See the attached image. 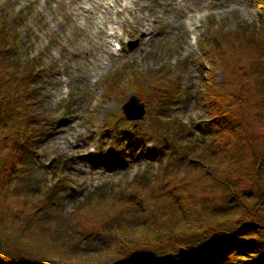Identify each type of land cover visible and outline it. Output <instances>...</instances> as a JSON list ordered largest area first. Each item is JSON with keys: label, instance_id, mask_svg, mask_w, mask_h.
<instances>
[{"label": "rangeland", "instance_id": "rangeland-1", "mask_svg": "<svg viewBox=\"0 0 264 264\" xmlns=\"http://www.w3.org/2000/svg\"><path fill=\"white\" fill-rule=\"evenodd\" d=\"M141 7L148 26L137 32L131 20ZM131 9L129 3L112 0H0V75L8 70L11 79H3L19 90L17 82L22 81L35 89L38 94L27 101V107L49 124L40 147L34 150L40 190L34 198L40 200V193L51 189L50 185L60 188L54 199L59 205L54 207L62 225H72L67 244L72 245L77 237L79 247L87 252L66 256L53 247L48 253L64 257L69 264H96V250L112 239L106 221L112 217H105L120 214L118 208H126V201L142 199L147 204V193L127 192L133 181L149 175L155 182L157 175L161 187L174 176V168H163L185 153L188 142L193 146L199 126L210 117L201 96L204 88H211L212 78L214 90L225 82L228 106L234 96L251 98L257 93L247 66L251 48L240 36L241 27L250 40L252 33L263 31L264 0H138L135 10ZM207 46L210 50L204 57ZM211 48L218 50L216 60ZM128 70L140 76V90L134 85L137 76L124 74ZM131 96L143 104L145 114L139 121L126 120L121 109ZM252 109L248 106L243 114L237 109L230 112L244 138H253L264 151V114L256 119L258 114ZM181 125L185 137L176 138ZM137 135L144 139V153L137 147ZM112 141L125 150L122 169L108 161L115 155ZM163 145L173 150L167 158L155 163L145 156L152 152L148 147ZM246 163L239 161L236 173ZM180 177H175L173 186L179 196L192 198L186 205L196 214L204 202L210 206L223 203L221 190L183 187ZM196 178L187 176L185 181L192 184ZM250 185L243 181L240 189L252 191ZM156 187L151 185L154 191ZM132 194L135 199L128 198ZM9 201L14 209L16 200ZM92 207L97 210L88 215ZM106 258L108 263L114 260L111 255Z\"/></svg>", "mask_w": 264, "mask_h": 264}, {"label": "trees", "instance_id": "trees-1", "mask_svg": "<svg viewBox=\"0 0 264 264\" xmlns=\"http://www.w3.org/2000/svg\"><path fill=\"white\" fill-rule=\"evenodd\" d=\"M241 31L242 42L251 48L247 66L257 93L251 98L234 96L232 105L228 106L223 94L225 82L214 90L216 84L211 79V88H204L201 96L205 113L210 117L199 126L197 140L192 141L191 147L188 142L183 147L185 153L180 152L173 165L170 162L163 168H174V176L167 178L161 187L157 175L153 177L155 182L149 175L133 181L127 192H136L138 196L147 193V204L144 205L142 199L126 201V208H118L120 214L105 217H112L106 220L112 239L102 247L104 249L96 250V264L139 263L176 253L190 245L198 247L206 243V249L189 264H264V151L253 138H244L242 127L235 124L230 112L237 109L243 114L251 106L258 114L256 119L264 114V27L263 31L252 33V40L247 37V31L244 33L243 27ZM209 50L207 46L204 57ZM211 51L216 60L218 50L211 48ZM218 63L223 65L225 61ZM131 72L128 70L124 74L137 76ZM8 73L6 70L0 75V264H69L64 257L48 254L55 247L58 254L87 255L84 247H79V238L73 239V246L67 244L72 225H62L60 214L54 207L59 205L54 199L60 188L50 185L51 189L40 193V200L34 198L40 191L35 177L37 171L33 161L37 156L34 150L40 147L49 124L43 115L34 113L33 107H27V101L36 96L37 91L28 89L24 81L17 82L22 88L19 90L16 84L3 79H11ZM138 76L134 83L137 91L142 85ZM211 93L213 95L209 96ZM182 129L183 126H179L180 136L176 138L185 137ZM137 136V147L143 152L146 147L144 139ZM117 141H121L120 136ZM169 147L152 146L148 148L152 152L147 151L145 156L158 163V159L167 158L173 152ZM112 150L115 155L112 160L108 158L109 163L122 169L126 164L125 150L119 145L113 146V141ZM187 156H191L190 161L184 160ZM244 160L248 163L236 173L239 161ZM179 174L180 186H193L200 192L221 190L223 203L210 206L204 202L198 214L188 209L186 203L190 204L192 198L179 196L173 186ZM187 176L190 179L197 176L196 181L192 184L186 182ZM233 176L238 177L232 180ZM239 178L243 179L240 181ZM243 181L251 184L252 191L240 189ZM152 184H157L156 191L151 189ZM163 188L168 190L162 191ZM22 193L25 194L20 195ZM129 194L123 193L125 196ZM130 197L135 199L136 195ZM11 198L16 200L14 209L10 207ZM30 198L34 201L31 202ZM97 203L102 202L98 200ZM95 210L97 207H92L87 214L92 215ZM108 255L114 258L111 263L107 261Z\"/></svg>", "mask_w": 264, "mask_h": 264}, {"label": "water", "instance_id": "water-1", "mask_svg": "<svg viewBox=\"0 0 264 264\" xmlns=\"http://www.w3.org/2000/svg\"><path fill=\"white\" fill-rule=\"evenodd\" d=\"M136 47V42L129 48V51ZM122 112L129 121H139L143 118L145 111L143 109V104L139 103L135 96H131L129 100L122 106ZM208 243L204 246H188L179 249L176 253H171L164 255L162 257L146 259L143 262L131 263V264H189L192 262L194 257L200 254L206 249Z\"/></svg>", "mask_w": 264, "mask_h": 264}, {"label": "bare ground", "instance_id": "bare-ground-1", "mask_svg": "<svg viewBox=\"0 0 264 264\" xmlns=\"http://www.w3.org/2000/svg\"><path fill=\"white\" fill-rule=\"evenodd\" d=\"M76 1V0H75ZM86 1H88V2H90L91 0H86ZM110 1V0H109ZM112 2L114 3V4H116V3H119V2H122V3H124V4H126V3H129L130 5H131V10H135L134 8H136L137 7V5H138V0H112ZM143 7H141V8H139L138 9V11H137V14H135L134 15V17L132 18V20H131V22L132 23H134V28H135V30L137 31V32H141V31H144V30H146L147 29V26H148V24H147V22H146V19H145V17L144 16H142L141 14H140V10L142 9ZM147 11H149V9L147 10ZM122 12L121 11H119V14H121ZM134 13H136L135 11L133 12V14ZM104 23H106V22H108V20L107 21H103ZM102 22V23H103ZM109 31H110V35H112V29H108ZM114 46V45H113ZM115 47V46H114ZM118 49H119V47H117ZM191 246V245H190ZM188 247V246H187ZM185 248V247H184ZM159 264V263H158Z\"/></svg>", "mask_w": 264, "mask_h": 264}]
</instances>
